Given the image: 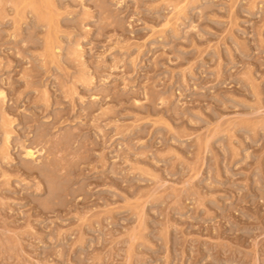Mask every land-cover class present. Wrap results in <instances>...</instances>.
<instances>
[{"label":"rangeland","instance_id":"1","mask_svg":"<svg viewBox=\"0 0 264 264\" xmlns=\"http://www.w3.org/2000/svg\"><path fill=\"white\" fill-rule=\"evenodd\" d=\"M0 93V264H264V0H0Z\"/></svg>","mask_w":264,"mask_h":264},{"label":"bare ground","instance_id":"2","mask_svg":"<svg viewBox=\"0 0 264 264\" xmlns=\"http://www.w3.org/2000/svg\"><path fill=\"white\" fill-rule=\"evenodd\" d=\"M35 2H36V1H35ZM39 4H40V3H39ZM37 9H38V8H37ZM17 10H18V9H17ZM53 25H54V24H53ZM46 26H47V25H46ZM52 42H53V41H52ZM0 94H1V93H0ZM30 151H31V150H30ZM30 151H29L27 154H30V155H31L32 153H31Z\"/></svg>","mask_w":264,"mask_h":264}]
</instances>
